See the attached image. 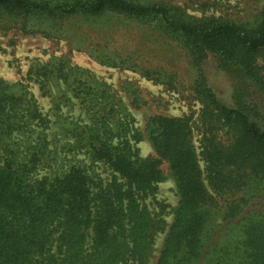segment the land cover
Wrapping results in <instances>:
<instances>
[{"label":"trees","instance_id":"trees-1","mask_svg":"<svg viewBox=\"0 0 264 264\" xmlns=\"http://www.w3.org/2000/svg\"><path fill=\"white\" fill-rule=\"evenodd\" d=\"M120 17L154 25L185 51L201 105L199 152L190 116L152 114L136 127L139 89L123 87L126 106L67 56L27 73L50 99L47 113L22 82L0 78V264H147L165 222L143 201L168 177L178 201L154 264H264V6L242 22L163 2L0 0L4 33L74 36L73 21H104L105 36ZM100 49L92 56L102 65L175 86L172 74ZM208 61L230 83L229 103L210 85ZM143 141L152 155H139ZM80 154L110 179L59 160Z\"/></svg>","mask_w":264,"mask_h":264},{"label":"rangeland","instance_id":"rangeland-1","mask_svg":"<svg viewBox=\"0 0 264 264\" xmlns=\"http://www.w3.org/2000/svg\"><path fill=\"white\" fill-rule=\"evenodd\" d=\"M138 2H163L182 7L194 16L213 15L232 21H250L264 6V0H133ZM206 5V9L203 8ZM115 24L102 29L104 21L82 22L73 21L75 25L72 34H25L21 31L10 30L8 33L0 31V78L8 84L22 82L33 95L43 113L51 107L50 99L43 97L39 86L27 78V73L34 65L47 63L51 58L67 56L70 64L80 70H86L98 81L110 86V90L117 95L121 102L128 106L129 96L123 87L134 86L140 91L141 101L145 105L139 110H130L136 121V127H143L145 118L152 114H162L171 117L190 116L193 129V140L199 152V111L201 105L195 99L191 86L195 78V71L190 66L185 51L171 36L158 30L154 25L132 21L124 17L113 18ZM84 34L85 36L81 37ZM92 45V46H91ZM94 45V48H93ZM107 46V49L105 48ZM100 54L133 55L136 63L145 65L153 70H162L167 75L175 76V86L170 87L165 82L147 79L141 73L121 66L102 65L92 55H96V48ZM98 53V54H99ZM130 62V60H126ZM205 72L212 88L218 97L230 102L231 85L225 75L215 68L213 62L208 61ZM72 114L77 116L78 110ZM139 155L147 157L153 154L151 146L146 142L137 144ZM63 166L79 163L87 168L90 174L94 172L104 180L110 179V172L101 164L91 165L85 155H61L59 160ZM201 163V162H200ZM202 165V163H201ZM167 174L166 165L162 166ZM47 173L44 170L38 178ZM175 185L171 178L157 186L153 197H148L143 204L151 213L158 214L165 222V229L158 234L152 246V252L147 264H154L162 249L165 234L173 221V212L177 205Z\"/></svg>","mask_w":264,"mask_h":264}]
</instances>
